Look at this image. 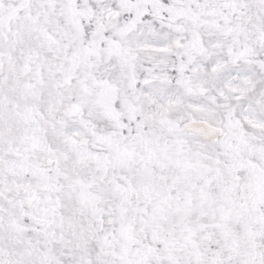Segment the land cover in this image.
<instances>
[{
    "label": "snow or ice",
    "instance_id": "6c2138e0",
    "mask_svg": "<svg viewBox=\"0 0 264 264\" xmlns=\"http://www.w3.org/2000/svg\"><path fill=\"white\" fill-rule=\"evenodd\" d=\"M0 264H264V0H0Z\"/></svg>",
    "mask_w": 264,
    "mask_h": 264
}]
</instances>
